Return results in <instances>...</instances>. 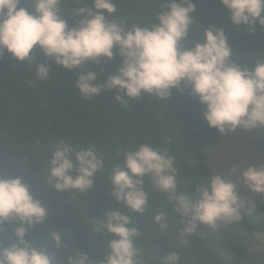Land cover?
Returning <instances> with one entry per match:
<instances>
[{
	"label": "clouds",
	"instance_id": "1",
	"mask_svg": "<svg viewBox=\"0 0 264 264\" xmlns=\"http://www.w3.org/2000/svg\"><path fill=\"white\" fill-rule=\"evenodd\" d=\"M76 17L61 14V0H33L32 11L19 7L20 0H0V58L5 52L17 61L35 63L38 49L45 57L68 70L85 64H101L102 58L112 60L118 50L121 65L103 82V72H77L74 86L82 97L91 99L102 91L115 90V100L127 107L125 96L140 98L142 93L167 100L172 89L198 98L204 106L203 117L209 128L220 135L238 128L253 132L264 128V57L252 66L232 59V47L223 28H204L203 39L190 43V26L199 0H163L162 11L151 27L137 23L129 27L115 18L113 0H78ZM230 11V20L237 27L245 25L254 32L257 22L264 27V0H220ZM112 17V19H109ZM51 66L36 63V77L47 80ZM123 93V95H121ZM124 166L115 164L110 176L111 195L116 202L136 213H144L148 192L143 177L148 176L154 188L167 195L183 227L179 236L198 234V225L214 231L239 223L244 213L251 214L256 203L237 191L242 183L251 193L264 194V164H248L239 171L238 181L210 172L206 182L197 184L195 198L178 190L175 158L152 145L142 143L124 153ZM105 167L104 160L89 146L79 150L60 140L53 145L47 161L46 183L58 192L87 193L95 178ZM238 165H233L235 173ZM75 171V176L71 173ZM49 208L36 198L30 184L19 175L0 176V230L5 223L17 222L6 241L0 238V264H56L55 253L65 247L63 234L50 233L49 243H35L30 236L34 226L43 224ZM107 219L94 222L97 233L111 234L108 250L98 264H144L135 247L142 232L132 218L113 209L104 213ZM258 221L264 223V214ZM153 222L161 231L168 227L164 212H157ZM203 235V232H199ZM264 244V231L253 233ZM186 242V241H185ZM180 255L171 251L163 264H179ZM63 264H92L87 251H76L64 258Z\"/></svg>",
	"mask_w": 264,
	"mask_h": 264
},
{
	"label": "trees",
	"instance_id": "2",
	"mask_svg": "<svg viewBox=\"0 0 264 264\" xmlns=\"http://www.w3.org/2000/svg\"><path fill=\"white\" fill-rule=\"evenodd\" d=\"M118 20L131 27L141 23L149 27L157 23L155 16L162 11L163 0H113ZM91 6L92 0H86ZM33 0H20L19 7L32 11ZM78 0H61L60 11L71 18ZM264 15V13H262ZM76 17L69 21L71 26ZM112 19V17H109ZM223 28L232 47V59L252 66L264 57V27L255 25L249 32L245 25L237 27L230 20V11L220 0H199L190 26V43L202 40L204 28ZM37 60L33 64L17 61L5 52L0 58V176L19 175L30 184L33 195L49 208L43 224L32 228L30 236L39 243H51L50 233L63 234L65 247L55 253L56 264L76 251H87L92 264L104 258L108 250L109 233H97L94 222L107 219L104 213L113 209L129 215L142 236L135 247L144 264H163V257L176 251L179 264H264V244L253 233L264 231L258 221L264 214V200L252 197L256 209L244 213L241 222L214 231L198 225V234L186 238L179 236L183 227L180 216L173 210L167 195L154 188L148 176L143 177L148 192V205L144 213H136L117 203L111 195L110 179L115 164L124 166V153L142 143L152 145L175 158L178 190L195 198V186L206 182L212 172L205 162V154L217 143L215 128H209L203 117L204 106L187 89H172L167 100L142 93L140 98L127 100L122 107L115 100L116 91L105 90L91 99L82 97L74 86L77 72L99 71L100 82L115 73L121 57L102 58L101 64H85L71 71L33 50ZM47 62L51 68L47 80L36 77V63ZM123 95V93H121ZM63 140L79 150L93 147L104 160L105 167L95 178L87 193L58 192L46 183L47 161L53 145ZM75 176V171L71 173ZM157 212H164L168 227L161 231L153 222ZM17 222L5 223L0 238L6 241ZM203 232V235L199 234ZM186 241V242H185Z\"/></svg>",
	"mask_w": 264,
	"mask_h": 264
},
{
	"label": "rangeland",
	"instance_id": "3",
	"mask_svg": "<svg viewBox=\"0 0 264 264\" xmlns=\"http://www.w3.org/2000/svg\"><path fill=\"white\" fill-rule=\"evenodd\" d=\"M216 133V145L205 154V162L212 172L225 174L238 181L239 171L248 164H264V128L251 133L240 128L226 135H220L217 130ZM233 165L239 166L235 173L231 171ZM237 191L246 198L264 200V194L251 193L242 183L237 184Z\"/></svg>",
	"mask_w": 264,
	"mask_h": 264
}]
</instances>
